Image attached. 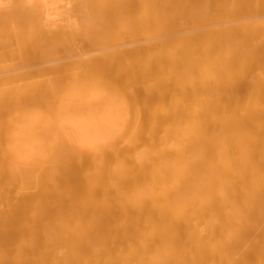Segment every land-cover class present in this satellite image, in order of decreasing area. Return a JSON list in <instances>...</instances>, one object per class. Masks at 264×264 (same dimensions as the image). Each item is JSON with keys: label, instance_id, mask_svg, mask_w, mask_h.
I'll use <instances>...</instances> for the list:
<instances>
[{"label": "bare ground", "instance_id": "1", "mask_svg": "<svg viewBox=\"0 0 264 264\" xmlns=\"http://www.w3.org/2000/svg\"><path fill=\"white\" fill-rule=\"evenodd\" d=\"M72 2L30 49L98 53L44 57L35 146L0 124V264H264V0Z\"/></svg>", "mask_w": 264, "mask_h": 264}, {"label": "rangeland", "instance_id": "2", "mask_svg": "<svg viewBox=\"0 0 264 264\" xmlns=\"http://www.w3.org/2000/svg\"><path fill=\"white\" fill-rule=\"evenodd\" d=\"M45 2H47V0H0V90L4 92L9 89L10 91L14 90L11 91L12 93L15 92L16 89L25 91L22 92V99L19 98L21 101L16 99V102H12L14 98L11 103L9 102L5 104V106L0 105V124L3 126L5 132L3 133L5 146L10 149L29 148L35 146V142L41 139V130L38 129V132L35 126L38 124L39 119L42 120L41 117L44 116V109L46 106L45 104L35 103L36 101L32 99L33 97L31 98L27 93L32 94V83L38 78L36 74L40 73L38 70L46 65L47 63L44 64V61L49 58L51 59L54 54L51 53L47 55V53H44V50L37 51L35 49H30V46L34 42L33 38L36 36L37 38L42 37L41 32L37 33L35 31L34 25H36V19L39 24L42 22L41 15H43V5L48 7V9L46 7L47 10L44 9L46 12H50L55 17V14H60L59 17L57 16L58 19L61 20L62 17L65 19L64 22L57 19L62 25H79V23L86 20L85 8L79 9V7L73 4L72 0H48V5ZM45 37L47 38L46 41H49L51 45L54 44L56 57L65 55L67 56L66 60H68V58L70 59V57L74 56L72 54L79 51L87 52V50L89 52L87 53L88 55H94L92 51V53L90 52V49H92L95 54L98 53L95 47H89L86 43L81 41L75 42V40L68 42L69 47L66 45L67 43H64L66 45L65 47L64 45L63 47L62 45L58 47L59 45L57 46L54 43V37L51 35H46ZM43 54H45V56ZM57 54L60 56H57ZM27 61L29 63H27ZM24 93L29 97H24V95L26 96ZM39 111H43L44 113L41 114L42 112L40 113ZM38 112L43 116L37 118L36 115Z\"/></svg>", "mask_w": 264, "mask_h": 264}]
</instances>
